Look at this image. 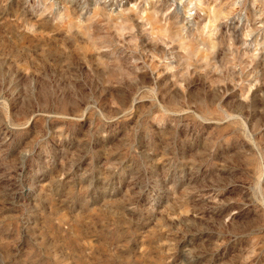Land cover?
<instances>
[{"label":"rangeland","instance_id":"374dc122","mask_svg":"<svg viewBox=\"0 0 264 264\" xmlns=\"http://www.w3.org/2000/svg\"><path fill=\"white\" fill-rule=\"evenodd\" d=\"M0 264H264V0H0Z\"/></svg>","mask_w":264,"mask_h":264}]
</instances>
